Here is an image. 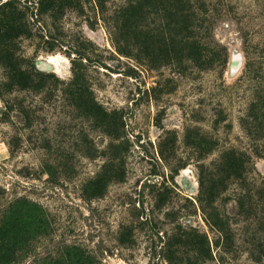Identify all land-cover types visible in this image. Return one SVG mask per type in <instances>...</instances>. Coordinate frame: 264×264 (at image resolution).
I'll list each match as a JSON object with an SVG mask.
<instances>
[{
    "label": "rangeland",
    "instance_id": "374dc122",
    "mask_svg": "<svg viewBox=\"0 0 264 264\" xmlns=\"http://www.w3.org/2000/svg\"><path fill=\"white\" fill-rule=\"evenodd\" d=\"M0 264H264V0H0Z\"/></svg>",
    "mask_w": 264,
    "mask_h": 264
}]
</instances>
